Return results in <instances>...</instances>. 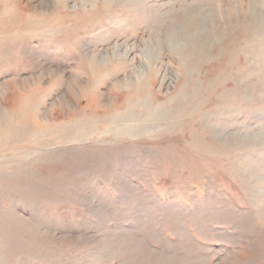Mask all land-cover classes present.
<instances>
[{
  "label": "rangeland",
  "instance_id": "1",
  "mask_svg": "<svg viewBox=\"0 0 264 264\" xmlns=\"http://www.w3.org/2000/svg\"><path fill=\"white\" fill-rule=\"evenodd\" d=\"M0 264H264V0H0Z\"/></svg>",
  "mask_w": 264,
  "mask_h": 264
},
{
  "label": "bare ground",
  "instance_id": "2",
  "mask_svg": "<svg viewBox=\"0 0 264 264\" xmlns=\"http://www.w3.org/2000/svg\"><path fill=\"white\" fill-rule=\"evenodd\" d=\"M255 8V7H254ZM180 20V19H179ZM180 22H181V20H180ZM199 22V21H198ZM177 23V22H176ZM185 23V22H184ZM176 27V26H175ZM172 29V28H171ZM197 30V29H196ZM233 31V30H232ZM199 32V31H198ZM174 33V32H173ZM205 33H207V31L204 29V27H202V31L198 34H196L197 35V38L196 37H194V38H196L195 39V41H197L196 43H198L199 45L201 44V43H203L204 41H203V38H202V36L201 35H203V34H205ZM182 35V34H181ZM233 35V34H232ZM177 36V35H176ZM179 36V35H178ZM201 36V37H200ZM206 36V35H205ZM228 37V36H227ZM217 38V37H216ZM230 38V37H229ZM232 38V37H231ZM171 39V38H170ZM172 39H173V37H172ZM191 39V38H190ZM213 39V38H212ZM226 39V38H225ZM228 40V39H227ZM232 40V39H231ZM168 41V40H167ZM172 41V40H171ZM211 41V40H210ZM200 42V43H199ZM218 42V41H217ZM228 42V41H227ZM204 44V43H203ZM202 44V45H203ZM201 45V46H202ZM217 45V44H216ZM179 46V45H178ZM170 47H172V45H170ZM206 47V46H205ZM216 47V46H215ZM226 47V46H225ZM12 48V47H11ZM203 48V47H202ZM216 49V48H215ZM222 49H223V46H222ZM155 51H152L150 54H149V59L151 58V57H153V58H155L156 56H155V52H156V49H154ZM174 50V49H173ZM198 50H199V48H198ZM227 50V49H226ZM220 51H221V48H220ZM223 51V50H222ZM173 52V51H172ZM210 52V51H209ZM202 54V53H201ZM210 54H211V52H210ZM212 55V54H211ZM223 55V54H222ZM184 56V55H183ZM221 56V55H220ZM217 57H219V56H217ZM204 58H207V57H204ZM215 61V60H214ZM213 62V61H212ZM218 62V61H217ZM108 63V62H107ZM213 64V63H212ZM148 70V69H147ZM134 86V85H133ZM117 88V87H116ZM126 89V88H125ZM144 94V93H143Z\"/></svg>",
  "mask_w": 264,
  "mask_h": 264
}]
</instances>
